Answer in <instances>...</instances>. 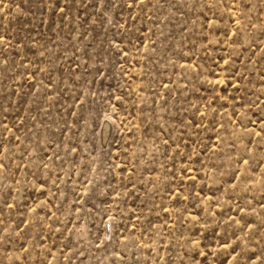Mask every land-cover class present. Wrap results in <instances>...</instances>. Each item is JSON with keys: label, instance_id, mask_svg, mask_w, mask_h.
Returning <instances> with one entry per match:
<instances>
[{"label": "rangeland", "instance_id": "obj_1", "mask_svg": "<svg viewBox=\"0 0 264 264\" xmlns=\"http://www.w3.org/2000/svg\"><path fill=\"white\" fill-rule=\"evenodd\" d=\"M0 264H264V0H0Z\"/></svg>", "mask_w": 264, "mask_h": 264}, {"label": "water", "instance_id": "obj_2", "mask_svg": "<svg viewBox=\"0 0 264 264\" xmlns=\"http://www.w3.org/2000/svg\"><path fill=\"white\" fill-rule=\"evenodd\" d=\"M109 129H110L109 121H105V128H104V130H103V139H102L103 143H104V141H106V139H107Z\"/></svg>", "mask_w": 264, "mask_h": 264}, {"label": "bare ground", "instance_id": "obj_3", "mask_svg": "<svg viewBox=\"0 0 264 264\" xmlns=\"http://www.w3.org/2000/svg\"><path fill=\"white\" fill-rule=\"evenodd\" d=\"M110 120H111V118H110ZM100 125H101V124H100ZM101 126H102V125H101ZM101 126H100V127H101ZM99 130H100V129H99ZM98 134H99V132H98ZM108 134H109V132H108ZM109 139H110V138H109ZM109 139H108L107 141H109ZM105 143H106V142L104 141L103 146L105 145ZM106 146H107V145H106Z\"/></svg>", "mask_w": 264, "mask_h": 264}]
</instances>
